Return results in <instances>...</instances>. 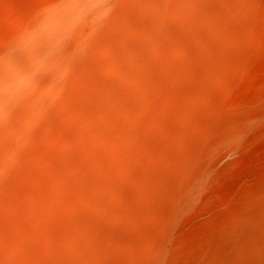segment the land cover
I'll return each mask as SVG.
<instances>
[{"label": "rangeland", "instance_id": "374dc122", "mask_svg": "<svg viewBox=\"0 0 264 264\" xmlns=\"http://www.w3.org/2000/svg\"><path fill=\"white\" fill-rule=\"evenodd\" d=\"M0 264H264V0H0Z\"/></svg>", "mask_w": 264, "mask_h": 264}]
</instances>
